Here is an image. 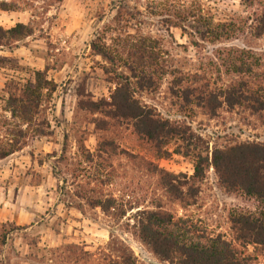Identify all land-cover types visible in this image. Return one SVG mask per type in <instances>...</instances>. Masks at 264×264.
Listing matches in <instances>:
<instances>
[{
  "label": "rangeland",
  "instance_id": "1",
  "mask_svg": "<svg viewBox=\"0 0 264 264\" xmlns=\"http://www.w3.org/2000/svg\"><path fill=\"white\" fill-rule=\"evenodd\" d=\"M118 1L0 0L14 7L0 9V26L21 22L31 31L0 45V148L12 151L0 159V264H59L50 256L56 247L66 250L64 264H102L122 243L136 264H173L159 260L137 238L132 225L137 210L161 204L199 232L230 239L232 210L257 214L261 209L255 198L219 188L212 167L204 178L190 180L199 189L193 205H184L191 199L179 202L166 195L160 170L188 181L191 157L174 151L180 144L174 141L161 154L164 145L157 151L131 124L117 125L104 116L109 110L104 104L117 77L130 75L125 51L137 46L151 56L146 68L151 84L130 79L141 105L189 126L208 150L234 141L264 143L263 112L222 105L210 117L195 106L196 93L185 102L179 89L198 77L215 90L227 84L236 74L237 50L251 47L264 61V38L235 33L201 40L189 35L194 34L190 22L173 18L169 0H124V15L115 10ZM197 1L214 22L236 21L253 11L243 0ZM92 40L119 56L103 59L92 50ZM35 71L43 72L55 90L44 87L28 104L25 119L19 103L9 98L25 97L22 91L34 83ZM180 77L184 81L177 87L173 81ZM67 245L78 249L70 253ZM235 247L250 257L249 264H264V246L236 242Z\"/></svg>",
  "mask_w": 264,
  "mask_h": 264
},
{
  "label": "trees",
  "instance_id": "2",
  "mask_svg": "<svg viewBox=\"0 0 264 264\" xmlns=\"http://www.w3.org/2000/svg\"><path fill=\"white\" fill-rule=\"evenodd\" d=\"M123 1L119 0L115 8L120 15H124L127 11ZM197 2V0H191L189 3L187 0H169L168 3V6L175 10L173 18L183 23L187 21L191 23L194 34L192 35L191 32L189 35L198 36L201 40L229 38L235 33H242L243 37L247 34L251 39L264 38V0H243L245 6L252 8V13L245 18L230 22H214L213 17L206 14L204 8ZM0 9L9 11L14 10V7L7 2H1ZM30 33L27 25L21 22L7 29L0 26V45ZM90 46L96 54L108 61L112 62L115 59L114 55L119 56L116 52L114 54L105 43L99 44L92 40ZM133 47L125 51V61L126 65L129 64L127 68L130 75L120 74L117 77L119 80L110 94V101L104 104L109 108L104 116L117 125L122 122L131 124L136 135L152 143L157 151H160L159 148L164 145L161 154L167 153L165 145L174 141L180 143L179 148H175L174 151L191 157L193 173L188 177V181L182 183L179 177L160 170V185L165 194H169L168 196H172L179 202L185 198L191 199L184 205H193L198 198L199 189L198 186L190 184V180L204 178L207 168L212 167L217 186L225 193L255 198L261 203V209L257 214L231 211L230 239L222 233L207 235L206 232H199L183 217L175 218L171 211L163 208L161 204H156L153 209L137 210L132 224L137 238L159 260L173 264H249L250 257L237 250L235 243L264 246V143L254 140L234 141L221 146L213 145L211 150H208L207 144L201 147L199 144L201 137L195 135L189 126L171 122L168 118L161 117L154 108L141 105L130 89V79H136L135 81L141 84L145 82L151 84V76L146 72L147 60L151 56L148 51ZM236 52L237 57L234 60L238 58L239 61L234 62L232 66L236 74L227 84L216 90L210 88L205 78L203 82H200L199 77L192 78L184 88L179 86L184 79L175 78L173 83L180 87V95L185 102H189V97L196 93L195 106L210 117L216 116L222 105L229 109L245 106L251 112L264 114L262 54L256 53L251 47ZM46 86H49L47 87L49 92L55 90V84H50L43 72L35 71L34 83L28 84L22 91L25 97H10L9 101L19 103V115L26 119L30 109L28 104L37 101L41 90ZM33 94L36 96H31ZM11 152V150L0 148V159ZM181 177L185 178V175ZM187 182L189 184L182 191L180 185H186ZM96 204L101 209L105 207L101 201H97ZM65 248L70 253H72L71 249H78L75 245H67ZM64 252L66 250L56 247L50 252V256L53 257L54 262L64 264L68 258ZM80 253L85 254L81 250ZM102 264H136V260L131 250L122 243L115 251L113 250L112 254L104 258Z\"/></svg>",
  "mask_w": 264,
  "mask_h": 264
}]
</instances>
